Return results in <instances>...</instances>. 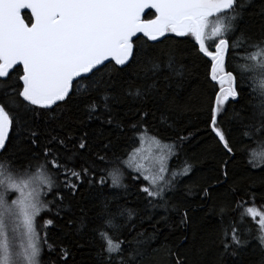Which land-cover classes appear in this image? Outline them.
I'll return each instance as SVG.
<instances>
[{
    "label": "snow or ice",
    "instance_id": "6c2138e0",
    "mask_svg": "<svg viewBox=\"0 0 264 264\" xmlns=\"http://www.w3.org/2000/svg\"><path fill=\"white\" fill-rule=\"evenodd\" d=\"M255 9L0 0V264H264V0ZM192 53L210 69L196 87ZM193 115L204 151L172 169L191 137L147 126ZM129 137L157 145L152 166L117 147Z\"/></svg>",
    "mask_w": 264,
    "mask_h": 264
},
{
    "label": "trees",
    "instance_id": "16d2710c",
    "mask_svg": "<svg viewBox=\"0 0 264 264\" xmlns=\"http://www.w3.org/2000/svg\"><path fill=\"white\" fill-rule=\"evenodd\" d=\"M259 5H260V0H256V9L250 11H258ZM181 47L190 48V45H181ZM187 59L189 64L192 66V76L190 81L191 85L193 87H196L199 84L205 83L206 73L210 71L209 68L205 67L206 58L199 59L196 53H192L189 57H187ZM208 91H211V89L209 88ZM197 124H200L199 129H197L196 127ZM147 127L149 128L150 132L154 133L155 136L158 139H161L163 143H170L172 140H175L177 133L191 137L190 140L186 142L183 146V151L181 152L180 161H177L175 159L170 161L169 167L172 169L177 168L178 164L183 159H185V157L190 158L192 160H196L197 158L201 157V154L204 151L203 144L205 139H207V136L205 133V128L203 124L200 123V120L197 118V115H193L191 121L187 125L181 127H174L168 129L159 123V118L151 122ZM138 142L139 141H136L135 145H133L132 139L131 137H129L127 139H122L118 141L117 147L121 151H125V150L130 151L133 146L136 147ZM245 163H246L245 160H237L236 163L232 166L237 181H240L243 178ZM214 164L215 161L211 158L201 159L200 163L197 165L196 175L197 176L207 175L210 169L214 166ZM128 175L129 174L125 172V178H124L125 183L128 182ZM177 196H179V193H177ZM260 206L261 204L259 202V196H257V207ZM178 235L179 233L176 232L173 234L171 238L175 239V237ZM113 239H115V237H113ZM69 243L71 242L69 241ZM74 254H76L77 259H79L78 253H74ZM153 260H154V264H159V261L161 260V255H155L153 257Z\"/></svg>",
    "mask_w": 264,
    "mask_h": 264
},
{
    "label": "rangeland",
    "instance_id": "374dc122",
    "mask_svg": "<svg viewBox=\"0 0 264 264\" xmlns=\"http://www.w3.org/2000/svg\"><path fill=\"white\" fill-rule=\"evenodd\" d=\"M136 148H140V155L144 158L143 163L146 166L153 165V157L158 155L157 145L152 142L148 137L145 138L143 143L138 142ZM170 163V161H169Z\"/></svg>",
    "mask_w": 264,
    "mask_h": 264
},
{
    "label": "water",
    "instance_id": "95a60500",
    "mask_svg": "<svg viewBox=\"0 0 264 264\" xmlns=\"http://www.w3.org/2000/svg\"><path fill=\"white\" fill-rule=\"evenodd\" d=\"M150 11V10H149Z\"/></svg>",
    "mask_w": 264,
    "mask_h": 264
}]
</instances>
